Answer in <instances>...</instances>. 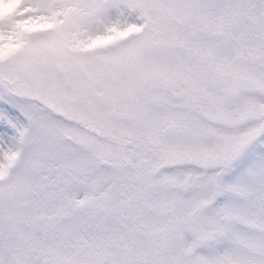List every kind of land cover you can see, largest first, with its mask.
Masks as SVG:
<instances>
[{
	"label": "snow or ice",
	"instance_id": "1",
	"mask_svg": "<svg viewBox=\"0 0 264 264\" xmlns=\"http://www.w3.org/2000/svg\"><path fill=\"white\" fill-rule=\"evenodd\" d=\"M0 264H264V0H0Z\"/></svg>",
	"mask_w": 264,
	"mask_h": 264
}]
</instances>
